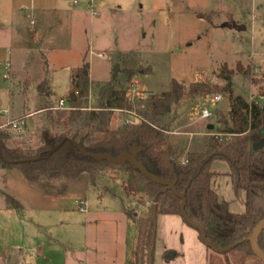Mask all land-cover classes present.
Returning a JSON list of instances; mask_svg holds the SVG:
<instances>
[{"label": "rangeland", "instance_id": "rangeland-1", "mask_svg": "<svg viewBox=\"0 0 264 264\" xmlns=\"http://www.w3.org/2000/svg\"><path fill=\"white\" fill-rule=\"evenodd\" d=\"M4 7L12 11L7 16L0 13V124L14 121L24 128L20 133L0 130L9 135L5 142L9 148L35 151L56 134L80 144L94 132L89 114L98 107L99 91L111 84L125 89L132 102L162 95L172 80L186 88L191 84L222 88L225 83L216 72L225 65L235 72L230 78L233 97L253 103L264 92V0H0V11ZM196 12H210L211 20L197 18L202 14ZM42 25L50 26L53 34L38 36ZM239 26L244 30L239 31ZM14 40L27 43V51L8 52L5 47ZM83 62L89 65L87 88L70 103L66 96L75 92V69ZM115 65L118 72L113 83ZM124 70L132 72L128 84ZM42 82L50 88L49 98L37 93ZM215 96L220 97L218 102ZM60 100L65 108L58 110ZM227 106L226 94L204 98L195 94L163 119L166 130L178 133L171 141L178 145L180 157L205 150L206 142L215 138L211 135L225 128L219 119L228 120ZM204 110L209 113L207 119L200 117ZM136 117L133 112L115 111L110 129H119ZM210 126L213 130H208ZM61 155L69 156L68 151ZM211 165L212 171L228 172L225 162ZM130 172L127 164L99 169L95 184L100 186L95 190L87 174L76 180L35 178L40 183L57 181L40 184L42 192L31 188L18 170L5 183L11 193L40 209H69L76 224L82 223L85 214L77 211L74 201L85 198L88 227L60 229L58 248H98L105 259L134 264L138 231L134 216L141 214V207L137 197H125L121 189ZM220 188L235 198L227 179L220 181ZM124 211L126 224L121 222ZM140 264H147V253ZM152 264L262 263L255 257L208 249L181 217L160 215L155 220Z\"/></svg>", "mask_w": 264, "mask_h": 264}, {"label": "trees", "instance_id": "trees-1", "mask_svg": "<svg viewBox=\"0 0 264 264\" xmlns=\"http://www.w3.org/2000/svg\"><path fill=\"white\" fill-rule=\"evenodd\" d=\"M197 17L211 20L207 15ZM236 71L242 72L238 68ZM117 72L118 66L115 65L112 68L113 83ZM122 73L126 75L128 84L132 72L124 70ZM234 73L225 65L217 70V78L225 83L222 88L207 84H191L186 88L172 80L167 92L157 97L137 99L136 102L127 97L125 89L108 85L99 91L98 107L89 114V121L94 122V132L80 144L66 135L56 134L35 151L9 148L5 143L9 135L0 131V170H18L28 181L40 177L72 180L87 174L94 186L99 169H113L116 166L84 156L75 145L87 154L114 158L122 152L137 149L135 158L147 172L173 182L177 193L184 194V215L201 230L198 232L201 243L219 253L235 252L254 257L247 239L264 218V92L253 103L246 102L240 96L233 97L230 78ZM242 73L245 75L248 72ZM88 78L89 65L83 62L75 70V92L67 96L68 102L72 103L84 93ZM37 93L42 98H49L50 90L45 82L40 83ZM195 94L202 98L208 94H226L228 120L220 118L219 123L225 128L208 142L205 152L189 154L186 159L188 163L183 165L173 160L164 136L166 129L161 122L174 108ZM45 108L43 106L42 109ZM115 111L133 112L137 115L136 120L125 122L119 129H110V118ZM219 135L225 136L219 138ZM63 151H68L69 156L62 157ZM214 161L228 165L227 177L234 194L244 192L245 209L242 214L230 213L228 204L220 201L211 189L213 173L210 168ZM121 189L125 197H137L140 202L144 197L149 198L155 205L156 215L181 216V200L166 187L142 177L137 170L131 168L128 180L121 184ZM2 196L8 205L16 208L10 196ZM153 209L151 206L148 214L137 221L135 264L141 263L150 248L154 229ZM258 247L264 253V230L258 238ZM163 256L166 257V253Z\"/></svg>", "mask_w": 264, "mask_h": 264}, {"label": "crops", "instance_id": "crops-1", "mask_svg": "<svg viewBox=\"0 0 264 264\" xmlns=\"http://www.w3.org/2000/svg\"><path fill=\"white\" fill-rule=\"evenodd\" d=\"M9 11H12L11 8L9 9V7H4V10H1L0 13L7 16ZM197 14L207 15L211 13L196 12L195 15ZM9 17L11 23L14 24V15L12 16L11 14ZM30 24L35 26L33 20L30 22ZM42 26L43 29H41L40 27L37 29L38 36H43L46 34L50 36L53 34V29L50 26ZM50 41H52V38ZM51 43L52 42H50V44ZM13 48L18 50L19 52H22L27 51L29 46L27 43L14 40L10 44V46L5 47V49L9 50L8 52H11ZM42 51H44V49ZM228 111L229 103L227 106V112ZM1 125L2 123L0 124V126ZM116 129H118V127ZM211 130H213V127ZM164 134L168 135V137L166 138V143L167 148L172 151L173 160L175 162H178L179 164H182V162L191 153L188 152L186 157H180L178 153V145L171 141V137L175 134L178 135V133L173 130H166ZM215 135L216 134L213 133L211 136ZM207 144L208 142H206L205 150L203 152L207 150ZM210 170L213 173V176L210 180V186L214 193L217 195L218 199L228 204V210L230 213L242 214L245 209L244 192L239 191L237 194H234L235 198L228 196L226 191L220 188V181L224 178L228 180V183L230 185L229 178L227 177L228 172L212 171V165ZM14 171L15 170L6 172L0 170V264H117V262L113 258L105 259L104 257H102V255H100L101 252L98 251V248H95L94 251L90 250V248H58L59 243L57 241L56 235L59 234L60 229L65 228V226H69L72 230L75 229L76 226L88 227L90 222L88 216H86V214L88 213L87 209L85 212H79L77 209L79 213L85 214V219L82 221V223L79 224H76V222L73 221V212H70V210L66 209L65 207L59 206L56 209L57 211H51L50 209H40L41 207L39 208L38 205H35V203H32L29 200L27 201L21 199L18 196L14 195L10 192L8 187H6V179L9 175L13 174ZM39 181L40 180H38V182L27 181V183L31 188L42 192V190H40V184L48 185L50 182L61 181V179L57 181H46L42 183H40ZM98 186H100V184H95L94 186H92V189L95 190L96 188H98ZM103 190H105L106 193H110V191L105 187L103 188ZM2 194L10 196L16 203V208H12L10 205H8ZM78 200L83 201L86 204L85 198L79 197ZM76 201L77 200H75L74 202L76 203L77 207V203L79 201ZM137 203L141 207V214H135L134 216L136 218L134 219L136 225L138 219L145 215V211L147 210L149 205L150 207H154V204L149 198H147L145 201L143 200L142 202L139 201ZM125 214L128 216L127 211H124L120 214L121 222L123 224H126V221L128 219L126 218ZM159 216L160 215H156V218ZM86 240L87 236L84 241Z\"/></svg>", "mask_w": 264, "mask_h": 264}, {"label": "water", "instance_id": "water-1", "mask_svg": "<svg viewBox=\"0 0 264 264\" xmlns=\"http://www.w3.org/2000/svg\"><path fill=\"white\" fill-rule=\"evenodd\" d=\"M228 27L230 28V26H228ZM236 28L239 31L244 30L243 26H239ZM208 129L211 130L212 127L210 126V127H208ZM75 146L77 147L78 152L83 154L86 157L92 158V159L97 160V161H105L108 164H111L113 166H123L125 164H128L131 166L132 169L137 170L141 174L142 177H144L145 179H147L151 183L166 187L167 190H170L176 197H178L181 200V206H180L181 216L180 217L182 218V220L185 223H187L189 226L194 228L197 232H199V233L201 232V230L196 225L191 223L186 218V216L184 215V212H183V208H184V204H185L184 194H178L177 193V191L175 189V184L173 182H169V181L159 179L158 177L147 172V170L142 166V164L140 162H138L135 158L136 153L138 152L137 149H132L129 152H122L117 157L114 158V157H111L109 155L97 156V155L87 154L81 148H79L77 145H75ZM40 179L43 181L44 177H40ZM155 220H156V212H155V205H154V209H153V213H152V221H153L154 227H155ZM263 230H264V218L257 223V225L254 227L251 235L247 239L253 256L256 259H258L262 264H264V253L258 247V238H259V236ZM153 245H154V229H153V233H152L150 248L147 252V264H152Z\"/></svg>", "mask_w": 264, "mask_h": 264}, {"label": "built area", "instance_id": "built-area-1", "mask_svg": "<svg viewBox=\"0 0 264 264\" xmlns=\"http://www.w3.org/2000/svg\"><path fill=\"white\" fill-rule=\"evenodd\" d=\"M219 100H220V97H217V96L214 97V101L215 102H218ZM64 108H65V101L64 100H60L58 102L57 109L60 110V109H64ZM200 117L202 119H207V118H209V113L206 110H204V111H202ZM4 128H9L11 131L16 132V133H20L23 130V128L20 125V123L19 122H14V121L8 122L5 125H1L0 126V130H2ZM187 163H188V161L186 159L182 162L183 165H186ZM85 205H86L85 202L79 201L77 203L78 211L79 212H85L86 211Z\"/></svg>", "mask_w": 264, "mask_h": 264}]
</instances>
